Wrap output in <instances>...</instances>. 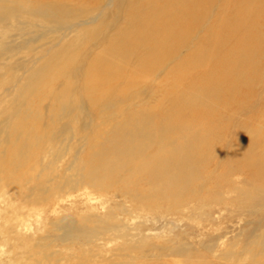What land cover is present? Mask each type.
<instances>
[{"label":"bare ground","instance_id":"6f19581e","mask_svg":"<svg viewBox=\"0 0 264 264\" xmlns=\"http://www.w3.org/2000/svg\"><path fill=\"white\" fill-rule=\"evenodd\" d=\"M108 6L115 14L125 12L124 27H118L119 17L108 22ZM109 23L117 25L112 32ZM35 34L40 36L30 38ZM50 35L54 46L35 55L48 56L49 64L42 62L24 86L16 85L21 105L15 114L0 112V167L10 168L4 175L8 185L22 188L23 177L12 170H23L27 182L54 181L58 169L74 165L67 157L78 150L74 177L62 179V171L60 185L28 189L30 198L44 199L48 212L61 217L51 223L57 239L73 249H108L101 264L150 258L264 264V238L243 236L244 245L234 249L226 234L211 233L231 208H238L241 220L264 214L263 126L242 124L235 151L220 168L242 110L263 99L264 0H0V69L24 45ZM15 39L23 41L14 44ZM70 55L77 57L66 66ZM190 57L196 72L187 71ZM52 65L57 66L50 70ZM25 93L43 105L45 125L25 104ZM91 119L97 121L92 130ZM10 120L19 124L11 127ZM35 167H41L40 175L31 174ZM78 186L89 188L70 207L62 206L65 189ZM72 212L79 213L78 225ZM40 218L29 225L34 232L42 229ZM26 223L17 219L15 227L27 229ZM189 223L196 224L194 233L175 232ZM116 235L127 241L106 248ZM182 235L198 239L196 250ZM92 257L85 263H93ZM43 258L45 264L58 262L55 254Z\"/></svg>","mask_w":264,"mask_h":264},{"label":"rangeland","instance_id":"374dc122","mask_svg":"<svg viewBox=\"0 0 264 264\" xmlns=\"http://www.w3.org/2000/svg\"><path fill=\"white\" fill-rule=\"evenodd\" d=\"M106 5L107 4H105V6ZM108 8L109 9H107V7H105V11L106 10L107 11L106 12L104 11V16L109 17L108 22H111L114 24V22H116V17H119L123 21L121 23H119L118 27L119 28L124 27V25H125L124 20L126 17L125 12L123 10H119L115 14L114 9H112L110 6H108ZM218 11L219 10L217 8L213 12H211L212 15L214 16V18L216 17ZM116 26L115 25L113 26L110 24L111 30L109 32H112L113 27H116ZM32 30H36V29L32 28ZM17 32L18 31H16V33ZM9 34H14V33L10 32ZM109 34L110 33H107L105 31L104 37H107V38L110 37ZM84 35H85V33L81 34L80 37H82ZM38 36H40V34H35L34 36H31L30 38H36ZM54 37H55L54 35H50L47 37V39H40L38 42H35L33 45H30L29 47L24 45L22 48H20L21 51L17 55H15L14 58L9 59L10 65L6 69H0V78L2 79V83H1V79H0V112L1 113L3 111H6L7 115L15 114L19 105H21V103H19L16 100L17 96L19 95V91H18L16 85L19 84V86H20L23 83V86H24L26 84L27 78L30 74L29 71L39 69L42 62H44L45 64H49V60H48L49 57L48 56H46L44 58H39V57L35 58V55L37 53L47 49V48L53 47L55 44V42L52 41L54 39ZM26 39H29V38H26ZM9 41H7V43H9ZM22 41L23 40L17 39L14 44L19 43V42L21 43ZM45 42H47V43H45ZM196 43H197V39H196ZM33 48H35V49H33ZM28 50H29V52H28ZM55 50L56 49L54 48L52 52H54ZM188 54H189V52L185 53V55H188ZM75 57H77V56H75ZM75 57L70 55L69 58L65 61V65L66 66L69 65L71 60H74ZM190 61H191L190 62L191 66L189 69H187V71L196 72V59H192V57H190ZM56 66L57 65H52V66H50L49 69L53 70ZM198 71L204 72V71H206V69L201 68V69H198ZM259 79H261L262 80L261 82H263V84H264V69L261 70V72L259 74ZM7 90H8V92H7ZM142 91L145 92L146 88H143ZM28 96H29V94L25 93L24 97H27V102L25 104L30 106L29 110L31 111L32 114H36V115L38 114V117H40V116L43 117L40 120H41V122H44V125H45V123L47 121V119L45 118V115H44L46 110L44 109L42 104H40L39 102L36 101V99H34V98L31 99ZM260 97H262L263 99L261 98L262 100L260 101V98H259V100L257 99L256 102L255 101L252 102L254 104L251 105V109H250V107H247V108H244L242 110L243 111L242 112L243 118H242V120L238 121L235 124V130H233L235 132L227 141V144L229 147H228V150L224 154L223 163L220 164L221 169L223 167H225L226 164L229 162V159L226 160L225 157L227 155L230 157L235 151L234 142H237L239 140V134L241 132L240 128H241L242 124H244V123L254 124V125H258V126H263V128H264V120L261 123H259V121H257V120H259L258 117L260 114L264 117V112L262 111V107L264 106V90L262 91ZM16 104H18V107H16ZM131 110L135 111L134 108H132ZM0 118L3 119L2 116H0ZM14 118H16V117H14ZM0 122H2V121L0 120ZM10 122H11V120L9 121V123ZM93 122H97V121H92V119L88 121L91 130L93 128V126H92ZM36 123L38 124L39 122L36 121ZM17 124H19V122H12V123H10V126L13 127ZM39 125H40V127L42 126V124H40V123H39ZM50 125L51 124H49L48 126L50 127ZM80 125L81 124H79V123L77 125H75L74 126L75 129L78 128ZM104 126H106V125H104ZM109 126H111V125H109ZM109 126H106L107 128L106 127L105 128L107 130H109L111 128V127L108 128ZM50 128L52 129V131H54V129H55L54 127L53 128L50 127ZM105 128L102 127L101 129H105ZM78 130H76V132ZM28 133L30 134L31 132L29 131L26 134H28ZM30 136H32V135H28L25 138H27V140L31 139ZM7 153H8V150L6 153H2V155L5 157V156H7ZM76 153L78 154V150L71 152L70 155L68 156L69 159L67 157V162L69 161L71 163V161H72L73 164L76 165V162H74V159H75V161H77V157H78V155ZM67 162H65V164ZM74 165H71V164L69 165V163H68V165L67 164L65 165V166H69L70 169L72 168V170H70V172H68L69 171L68 167H67L68 169H65L66 168L65 166H64L65 168L63 167L64 169H62V168L58 169L59 172H57V175L55 176L56 179L54 178L55 179L54 181H53V179L51 180V177H47V178L41 177V178H38L36 180V182H33V181L27 182V181H25L26 178L23 179L24 178L23 170H21V171L16 170L17 172H13V171H15V169H14V170H12L13 176L17 175V177H23V178H21L22 180L19 183L20 186H22V188H17L15 186L16 184L8 185L6 183V181H4V177H5L4 175L7 176V173H8L7 170L10 168L8 166H6V164H4V165L1 164L0 169L2 170L1 171L2 173H0V264H45L46 262H45L43 257L45 255H49V254H55L58 258V262L53 263V264H82V263L87 264V263H85V260L87 259V256H89V254H91L93 256L92 257L93 263H88V264H101L100 261L105 260V253L104 252H108V249H106V250L94 249V252H92V251H90V249L93 246H88V247H84V248H80V249L77 247L76 249H73V248L69 247L68 245L62 244V242L57 239L58 238L57 235H59V234L57 233V235H56V233H54V231H53V233L51 231L52 230L51 223L56 222L61 217H58L57 215L55 216V215L48 212V209H47L48 207L45 206L44 199L37 198V200H33L32 198L29 197L28 189H32V187H35V186L40 187V186H42V184H45V186L50 185L49 187L53 188L52 184L58 186L57 184H59V183L61 184L64 182V181H62L63 178H66L69 176L74 177V174L75 175L77 174L76 168H74L77 165L76 166H74ZM62 171L63 172L65 171L66 176L63 175ZM72 171L75 173H72ZM40 172H41V167L40 168L35 167L31 171V174L32 175H35V174L40 175ZM44 173L46 174L48 172H44ZM61 173L63 176L59 175ZM71 173H72V176H71ZM67 174H69V175H67ZM57 176H58V178H57ZM59 177L62 179L57 183L56 180L60 179ZM55 181H56V183H55ZM19 184L17 183V185H19ZM87 187L88 186H84L83 189H86ZM79 188H80V190H79ZM81 189L82 188L79 186L77 187L78 191L76 189L70 190V189L66 188L64 192H66L67 190H69V191H67L65 193V195L63 194L64 196L62 195L63 197L61 198V200L64 201L62 206H69L70 207V205H71L70 201H73L78 197L80 198ZM74 192H76V193L78 192L79 194L78 193L76 194ZM15 194L18 196H21V197L15 196ZM63 198H65V199L63 200ZM30 205H31V207H30ZM237 211H238V208L235 207V208H231L229 214H227V213L223 214L222 218L220 220H218L216 225L213 227L214 230L211 231L212 235L217 236V235L226 234V236L228 238V243H230V244L232 243V246L234 249L240 248L241 245H244L246 240L243 238V236H245L246 239L253 240L254 242H257L259 240H263V238H264V214L261 213V214L249 215L247 217H243L241 220V218L239 219V216H237V213H239V211L238 212ZM38 212H40V213H38ZM71 214L75 216L74 222L76 223V225H78L80 222L79 221V213L72 212ZM40 217H43V219H44L43 224H42V229L40 231L35 230V232H37V233H35L33 230H31L29 225L31 224L34 226L36 221L41 219ZM17 219L22 220L23 222H25V221L27 223L29 222L27 229H25L26 227H24V228L23 227H18V228L15 227V225L17 224ZM48 220H50V221H48ZM137 221L139 222L141 220H137ZM160 225H162V224H160ZM160 225H158L157 228L161 227ZM194 225L196 227V224H190V223L185 224V225L182 224L179 227V229H176L175 232L178 235L183 234L182 232H184V231L189 232V234H192L195 232V230L192 229V228H195ZM12 227H13V229H12ZM159 231H161V228H159ZM180 231H181V233H179ZM111 234L112 233H110L108 235H111ZM255 234L259 235L258 240H254ZM238 235H240V237L238 239H234V236H238ZM112 236H111V238H113ZM182 238H183L184 243L189 244V245L190 244L194 245L195 246L194 249L196 250V244H197L196 242L198 241V239L195 238L194 240H191L187 237H186V239H184L185 237L183 235H182ZM43 241H44V244H43ZM126 241H127L126 238H122L120 235H116L112 240H110L111 243H105V247L106 248L115 247L117 244H122V243H125ZM37 242L39 244H37ZM40 242H42V244ZM40 244H41V246H40ZM49 245H51V246H49ZM63 245L66 246V248L68 250H66V248L63 247ZM238 245H240V246H238ZM59 250H62L63 253H61V251H59ZM35 252H37V253H35ZM58 252H59V254H58ZM43 253H45V254H43ZM116 254H117V256H119L120 253L118 252ZM145 254H146L145 256L148 257V254L146 252H145ZM185 255H187V254H185ZM106 256H107L106 258H109L107 253H106ZM121 256H122L121 259H124L125 253L122 252L120 257ZM63 258H65V259H63ZM150 259L152 261L151 260H149V261L144 260V261H142L143 263L141 261L140 262L137 261L134 264H192L189 262L186 263L187 260H184L183 258H166L164 260H158V261H155L152 258H150ZM34 260H36V262ZM213 263H215V262H213Z\"/></svg>","mask_w":264,"mask_h":264}]
</instances>
